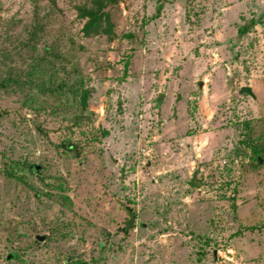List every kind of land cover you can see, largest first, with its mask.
Instances as JSON below:
<instances>
[{"label":"rangeland","instance_id":"374dc122","mask_svg":"<svg viewBox=\"0 0 264 264\" xmlns=\"http://www.w3.org/2000/svg\"><path fill=\"white\" fill-rule=\"evenodd\" d=\"M94 2L0 0V264H264V0Z\"/></svg>","mask_w":264,"mask_h":264},{"label":"trees","instance_id":"16d2710c","mask_svg":"<svg viewBox=\"0 0 264 264\" xmlns=\"http://www.w3.org/2000/svg\"><path fill=\"white\" fill-rule=\"evenodd\" d=\"M115 1L116 0H95L94 4H96V6H94V5H92V6H89V5L88 6H79L78 9H77L78 12H79V15L82 18H85L86 19L85 24H84V27H83L84 30L86 32H88L89 29H91L94 25H96V26L99 25L100 21H102V19L104 18V15H105V12L102 11V6L104 4H106L107 2L110 3V2H115ZM38 27H39V25L35 26V29L38 28ZM247 28H248V26H245V25L239 26L238 27V31H240V33H244V30H246ZM47 48H48V46H47ZM48 55L53 56L54 59H56V58L58 59L59 58V55L57 54V52L55 51V49L54 48L53 49L51 48V50L47 51V53L42 56V59H41V62L43 63L42 66H44L45 64H46L47 67L50 66L51 60H49V58H47ZM41 74L42 75L43 74H47L48 75V78L50 77L49 76V70H48V68H43V70L41 71ZM7 81H5V80L0 81V86L1 87L2 86H7V84H8L9 87L22 88L23 85H24V83H25V82L22 83V81L19 80L16 77H14V78L11 77L10 78V76H8ZM28 82H29V80H28ZM10 83L13 84V86L9 85ZM44 84L45 83H43L42 84V87H41V90L42 91H46L48 89V86H44ZM30 85L32 86L34 84L31 82ZM67 147L69 149L72 148L70 144H68ZM38 168H39V166L33 165V170L37 171ZM128 211L130 213V219H129V222L128 223H129L130 226H132L131 221L134 219L135 216H134V213L133 212H131L130 210H128ZM125 229H127V227H125ZM12 254H13V256H15L14 253H12Z\"/></svg>","mask_w":264,"mask_h":264},{"label":"water","instance_id":"95a60500","mask_svg":"<svg viewBox=\"0 0 264 264\" xmlns=\"http://www.w3.org/2000/svg\"><path fill=\"white\" fill-rule=\"evenodd\" d=\"M240 92H245V93H248V94H252V90L249 86H242L240 88ZM43 237L40 236L39 239H42ZM10 257H13V254H8V258Z\"/></svg>","mask_w":264,"mask_h":264}]
</instances>
